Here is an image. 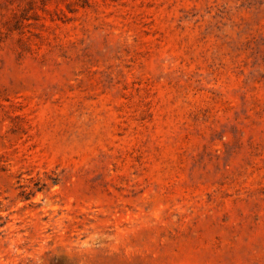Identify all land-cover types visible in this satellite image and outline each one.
Returning <instances> with one entry per match:
<instances>
[{
  "label": "rangeland",
  "instance_id": "rangeland-1",
  "mask_svg": "<svg viewBox=\"0 0 264 264\" xmlns=\"http://www.w3.org/2000/svg\"><path fill=\"white\" fill-rule=\"evenodd\" d=\"M0 264H264V0H0Z\"/></svg>",
  "mask_w": 264,
  "mask_h": 264
}]
</instances>
